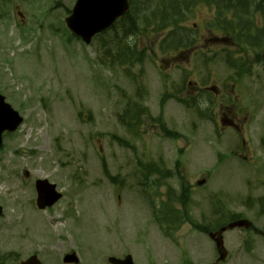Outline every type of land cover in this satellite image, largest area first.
<instances>
[{"label": "rangeland", "instance_id": "1", "mask_svg": "<svg viewBox=\"0 0 264 264\" xmlns=\"http://www.w3.org/2000/svg\"><path fill=\"white\" fill-rule=\"evenodd\" d=\"M59 1L61 5L53 9ZM16 2L25 15V29L33 30L25 45L20 36L22 19L17 18V13L14 15L13 11L16 3L6 8V19L0 20V92L13 107L21 111L25 123L17 134L6 138L5 149L0 153V203L4 208H9V213L5 209L4 218H0V250L7 253L16 251L22 258L33 251H40L41 256H58L64 251L85 252L88 249L80 245L90 246L94 241H107L116 252L131 250L139 257L155 256L161 261L168 259L170 264H183L186 257L184 250L191 253L195 264L199 259L202 260L201 264L211 263L213 246L208 239L198 237L199 247L192 235L187 234L183 238L179 234L176 237L184 239V242L181 246H173L162 235L154 222L150 206L151 199L157 197L148 195L145 199L142 193L145 189L138 184L140 175L137 173V163L144 160V154H150L155 160L163 156L166 167L172 169L179 158L182 163L189 164L191 170L188 179L194 187L198 186V179L210 177L205 171L211 172L207 188L203 192L195 188L197 193L207 197L221 194L230 201L235 211L245 207V195L253 194L250 193L252 191L264 192L263 185L251 191L248 183V179L254 184H257V178L264 179V174L254 173L258 169L253 164L264 165V148L260 146V138L264 135V72L260 68L255 70L251 80L256 84L252 85L250 78H247V90L242 89V94L246 95L243 105L251 107L252 87L255 90L258 86L261 92L255 91V99L260 101L259 107H262L255 114L257 121L250 123L248 131L245 129L244 137L232 129L221 130V126L220 132L223 134L219 135L216 125L192 119L194 115L191 112L170 102L165 108L167 124L173 126L172 122H176L174 127L178 126V130H174L181 133L191 130L190 144L187 142L185 145L183 140L177 143L163 138L157 128L151 127L150 121L133 139V135L119 121V114L125 110V95L136 99V88L131 80L122 69H109L98 62V41L90 46L78 41L69 44L62 38L65 33L59 35L60 38L53 36L49 30L51 24L54 30L58 29L57 26L64 27L67 9L71 10L76 0H38L37 5L36 0L31 4ZM248 2L251 5L244 10L254 6L252 1ZM48 9L52 11L43 22V30H39L37 20ZM207 15V10H199L183 16V28L188 32H181L179 36L186 38L191 33L195 35V47L200 51L195 55V80L204 82L210 75V80L221 85L233 73L227 68L223 53L231 41L220 43L214 40L213 35L221 33L206 26L214 25L217 28L215 19ZM226 37L225 33L222 39ZM104 41L107 42L106 37ZM18 45L24 52L37 45L40 62L36 58L33 62L25 59L20 63L17 59L21 53L17 50ZM212 57L210 66L206 67L203 61ZM12 59L15 60L14 66ZM16 67L15 71L13 68ZM168 69L145 67L151 76L147 83L150 94L146 105L153 116L160 111L159 101L164 93L163 76L170 74L168 83L174 84L175 90L182 85L181 74L169 72ZM140 71L137 69L134 75H139ZM184 96L193 97L194 93L189 89ZM221 101L224 102L223 99ZM22 103H25L23 108ZM80 112L83 113L82 118L79 117ZM52 118L56 119L50 120ZM217 122L219 124L220 119ZM113 135L135 147H122L116 139H112ZM57 138L61 139L60 148ZM179 146L186 149L180 155ZM248 146L262 155L259 161L253 162L240 154L246 158L241 161L251 163L246 165L232 157ZM222 153L227 156L226 161L218 166ZM102 158L111 176L118 177L115 183L105 176ZM24 170L30 171L29 179L23 177ZM39 178H48L56 183L65 195L51 211L37 210L33 199L28 202L34 186L29 183L30 193L27 180ZM173 179L167 183L179 188L180 180ZM161 189V192H166L167 188ZM117 193L121 195V202L117 200ZM15 204L18 210L16 215L12 214ZM200 248L203 255L206 254L204 258L198 253ZM227 248L233 264L242 257L243 264H253V258L244 254L235 243Z\"/></svg>", "mask_w": 264, "mask_h": 264}, {"label": "flooded vegetation", "instance_id": "2", "mask_svg": "<svg viewBox=\"0 0 264 264\" xmlns=\"http://www.w3.org/2000/svg\"><path fill=\"white\" fill-rule=\"evenodd\" d=\"M180 8V6H178ZM177 16L182 15L181 10L176 11ZM177 196L188 197L187 193H178ZM195 198V197H194ZM196 199V198H195ZM252 204H250V199L246 201L247 206L239 209L234 215L230 217L229 222H223L224 225L220 224L222 219L227 216L226 204L224 200H219L218 204L213 203L214 215H218L213 219V225L210 221V212H211V199L208 197L198 198V202L195 205V211L197 215L202 219L200 229L205 227L208 228V234L210 235L217 233L223 227L228 226L229 224L237 221H249L250 223H245V225H250L249 228H236L231 231H227L223 235L224 242L226 244H231V232L237 231L238 237L234 238L235 242L245 251L247 254L252 253L251 257L253 258V264H264V193L261 198L253 197ZM251 205V206H249ZM234 216V217H233ZM210 222V223H209ZM220 224V225H219ZM219 225V226H218ZM218 226L217 228H214ZM212 227L211 230H209ZM250 249V252H248ZM32 252L31 257L39 256L41 258V264H113L110 262V259L113 256L105 255L102 250H97L95 255H77L73 259H68L67 254L74 252L64 253V255H54V256H40V252ZM0 251V264H23L22 261L18 258V255L13 253L10 256H4ZM29 257V258H31ZM38 257V258H39ZM127 255H122L116 257L120 260H125ZM230 254L228 255L227 260L229 259ZM28 258V259H29ZM26 259V260H28ZM25 260V261H26ZM74 260V261H73ZM135 264H170L168 259L166 261H161L157 257L147 256V257H138ZM35 264V263H32Z\"/></svg>", "mask_w": 264, "mask_h": 264}, {"label": "water", "instance_id": "3", "mask_svg": "<svg viewBox=\"0 0 264 264\" xmlns=\"http://www.w3.org/2000/svg\"><path fill=\"white\" fill-rule=\"evenodd\" d=\"M74 15L68 19L69 28L86 42L98 32L108 28L114 20L122 16L128 10V0H79ZM22 119L0 97V146L2 144V133L6 130L15 131L21 124ZM38 184L44 204L51 206L60 199L55 193V186L51 187L46 182ZM2 208L0 206V214ZM29 263V262H28ZM25 263V264H28Z\"/></svg>", "mask_w": 264, "mask_h": 264}, {"label": "trees", "instance_id": "4", "mask_svg": "<svg viewBox=\"0 0 264 264\" xmlns=\"http://www.w3.org/2000/svg\"><path fill=\"white\" fill-rule=\"evenodd\" d=\"M249 0H230V3H234V5H236L238 10L247 8L248 6L251 5V2H248ZM253 2V4L257 3V0H250ZM149 8H150V4L145 3V8L143 11V15L146 16L148 15L149 12ZM127 22H124V26L127 29H124L125 34L128 33L129 29L134 28V20L133 18L130 16H128L127 18ZM123 22V21H121ZM120 22V24H121ZM119 24V25H120ZM123 24V23H122ZM117 26L115 28H113L111 31L113 32V36L111 38L110 33L108 32L105 37L107 38V42L104 41V36L101 37V39L103 38V44H102V50H103V56L105 58V60H107L110 64H119L121 66L123 65H127L130 63V55H129V50H127V48L125 47L124 41H123V37H125L126 35H119V34H114L115 31H117ZM130 29V30H131ZM120 30L122 31L121 25H120ZM72 38V36H70ZM115 48V49H114ZM114 49V51H113ZM106 63V61H104ZM131 111L134 114H137L136 109L132 108ZM137 132H139V130H137ZM164 174V172H163ZM165 212V211H164ZM166 215L171 216L170 214V209L167 208L166 211Z\"/></svg>", "mask_w": 264, "mask_h": 264}]
</instances>
